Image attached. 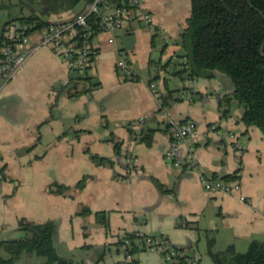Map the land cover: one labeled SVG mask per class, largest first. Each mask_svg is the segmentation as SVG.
Listing matches in <instances>:
<instances>
[{
    "label": "crops",
    "instance_id": "obj_1",
    "mask_svg": "<svg viewBox=\"0 0 264 264\" xmlns=\"http://www.w3.org/2000/svg\"><path fill=\"white\" fill-rule=\"evenodd\" d=\"M86 3L79 0L73 9L46 18H70ZM16 5L18 12L8 20L33 8L27 1ZM140 11L151 14L152 27L140 20ZM190 13L191 0H142L122 29L93 36L97 53L84 74L91 81L70 71L47 45L0 91V209L15 211L16 219L23 211L36 222L56 220V246L65 257L82 264H165L146 254L147 249L127 260L121 244L126 232L165 236L185 251L194 248L198 264H214L207 258L208 235L200 229L214 237L216 251L230 244L245 251L253 239L264 240V135L241 121L243 109L236 100L230 113L222 115L221 100L233 92L227 75L189 80L179 72L186 54L181 35ZM38 37V32L31 34L32 40ZM121 55L130 60L134 78L120 77L116 62ZM70 78L76 80L70 84ZM150 82L163 92L170 88L190 94L178 99L174 94L169 103L170 117L193 123L198 132L182 143L181 156L194 145L204 171L218 177L236 173L232 180L241 183L240 192L207 191L197 172L165 158L171 136ZM141 116L152 132L151 145L134 136L133 122ZM233 131L245 146L241 153L230 138ZM114 141L121 142V158L113 166L97 165L86 152L89 148L116 159ZM128 162L134 167L126 175L122 164ZM40 168L44 171L38 175ZM86 174L91 175L86 186L72 190V196L47 191L55 180L73 186ZM152 177L169 191H162ZM28 178L33 182L15 188V181ZM240 193L248 200L241 201ZM82 206L91 213L77 214Z\"/></svg>",
    "mask_w": 264,
    "mask_h": 264
},
{
    "label": "trees",
    "instance_id": "obj_2",
    "mask_svg": "<svg viewBox=\"0 0 264 264\" xmlns=\"http://www.w3.org/2000/svg\"><path fill=\"white\" fill-rule=\"evenodd\" d=\"M26 1L36 11L31 8L28 14L21 12V15L3 22L0 26V46L5 32L15 25L16 21H19L20 25H32L28 28V32L42 29L50 24L46 16L73 9L79 0ZM44 6H48L49 10L44 11ZM5 7L9 5H0V9ZM181 42L189 64V77L212 78L217 73H223L232 81L233 92L225 94L220 103L222 115L226 116L230 113L231 102L236 100L243 109L241 121L248 127H258L264 135V0H191V13L186 19ZM94 57L95 55L92 56L91 61ZM167 65L168 63L162 65V68L167 69ZM182 71L185 73L186 69H181L179 72L182 73ZM80 78L91 81L92 77L84 75ZM154 79L156 78H152L151 81ZM73 80L76 79L70 78V84ZM175 93L176 90L166 88L163 92L164 104L169 105ZM180 123L186 124L184 121ZM65 133L66 131L63 134ZM137 134L134 130L137 140L145 141L148 145L152 144V132L145 128V122L141 136L138 137ZM114 145L116 159L90 152L89 149L86 151L90 153V157L97 165L113 166L121 158V142L114 141ZM122 165L128 171L126 175L134 167L131 162ZM235 174H228L221 178L231 180L236 178ZM90 177V174L84 175L73 186L54 182L48 185L47 191L72 196L70 192L82 190ZM152 180L162 191H169L159 179L152 177ZM88 213H91V209L87 206H82L77 212L81 215ZM103 223L109 226L107 220ZM18 225L22 232L20 237L0 240V264H14L23 252L45 257V261L40 264H82L58 252L56 237L59 224L56 220L36 222L22 217L19 218ZM202 231L208 235V253L215 264H264V240L253 239L245 251H237L233 244L216 251L214 237L209 236L208 230L200 229V232ZM126 234L130 235V240L124 250L125 255H133L149 248L147 239L156 237L135 232H126ZM125 242L123 237L122 246ZM3 251L8 254L7 257L2 254ZM189 258L187 254L178 256L181 262H186Z\"/></svg>",
    "mask_w": 264,
    "mask_h": 264
},
{
    "label": "built area",
    "instance_id": "obj_3",
    "mask_svg": "<svg viewBox=\"0 0 264 264\" xmlns=\"http://www.w3.org/2000/svg\"><path fill=\"white\" fill-rule=\"evenodd\" d=\"M142 0H89L85 9L72 20L57 24L50 23L48 26L28 32L32 25L15 24L5 32L4 39L0 46V91L12 80H14L26 67L32 54L42 46L51 45L54 50L62 56L70 71L84 75L91 64L92 56L96 49L93 47L92 38L99 31L117 32L125 26V23L134 11L140 9ZM140 20L152 27L153 20L151 14L140 11ZM98 30V31H97ZM38 32L37 40L31 39V34ZM113 40V39H112ZM116 68L124 79L134 78L135 71L130 60L125 55H121ZM181 69H186V77H189V64L186 56L181 63ZM150 90L158 103L159 114L166 116V127L171 136L170 145L165 153V158L177 167L188 168L198 173V177L203 187L211 192H240L242 186L238 180H226L218 176H213L204 171L197 162L194 155V145L190 146L184 157L181 156L182 143L198 135L193 123L182 124L170 117L169 105L164 104L163 91L155 82H150ZM190 94L186 92L177 93L174 98H187ZM145 116L134 120L133 126L137 131V136H141V130ZM230 138L234 141L236 150L241 153L245 146L239 139L237 132L233 131ZM240 200L247 201L248 197L240 193ZM139 234V233H137ZM126 240L123 250L129 244L130 235L124 234ZM150 249L160 250L164 256L165 264H198V256L194 248L185 251L178 248L165 236H156L147 239ZM187 254L188 261L181 262L178 256ZM130 254L126 259L130 261Z\"/></svg>",
    "mask_w": 264,
    "mask_h": 264
},
{
    "label": "rangeland",
    "instance_id": "obj_4",
    "mask_svg": "<svg viewBox=\"0 0 264 264\" xmlns=\"http://www.w3.org/2000/svg\"><path fill=\"white\" fill-rule=\"evenodd\" d=\"M23 1H26V0H23ZM17 3H21L20 0H0V5H9V7H5V8L0 9V19H1L0 20V26H1V24L3 22L7 21L10 17L16 15V13L19 10L18 6L16 5ZM41 6H43V5H41ZM46 7H48V6H44L43 9H45ZM26 166L28 167V164ZM43 171H44L43 168L37 169L38 175H39V173L42 174ZM52 172L53 171L51 170L50 173H52ZM53 176H55V174ZM29 182H33V180L28 178L26 181H23L21 179L20 182L15 181V185L14 186H15V188L18 185H21L22 187H25V186L29 185ZM55 182L59 183L60 181L55 180ZM3 201L4 200H2L1 202H3ZM23 213H25V212L21 211L20 217H18V219H16V217H15L16 212L15 211H9L7 213L6 209L4 207L0 209V215H4L3 219L0 220V240L18 238V237H20L22 235V232L19 230V227H18L19 226L18 225L19 218L25 217V218L29 219L26 215H22ZM29 220H31V219H29ZM107 228H109V226ZM201 248L204 249V245L202 247V244H201ZM57 249H58V246H57ZM113 250H115V249L113 248ZM58 252L62 256H67V254H65L63 252V250H61V248H60V250H58ZM146 252H147L146 254H151V255H153V257H157V258H159L160 261L164 260V262H165L164 256H163V254H162V252L160 250H157V249L150 250V248H147ZM139 253L140 252H137V253L133 254L134 258L138 259L139 258ZM2 254L5 257L8 256V254L5 251H3ZM99 254H101V253H99ZM207 258H209V260H211L214 263L212 257H207ZM42 260H45V257L39 256V255H37L35 253L23 252L22 255L15 261L14 264H40Z\"/></svg>",
    "mask_w": 264,
    "mask_h": 264
},
{
    "label": "water",
    "instance_id": "obj_5",
    "mask_svg": "<svg viewBox=\"0 0 264 264\" xmlns=\"http://www.w3.org/2000/svg\"><path fill=\"white\" fill-rule=\"evenodd\" d=\"M88 1H89V0H87L86 5L88 4ZM86 5H85V7H86ZM85 7H84L82 10H80L79 12H77L75 15H73L72 17H70V18L63 19V20H53V21H50V23L57 24V23L66 22V21L72 20V19L75 18L77 15H79V14L85 9ZM33 9L36 10L34 7H33ZM231 83H232V82H231Z\"/></svg>",
    "mask_w": 264,
    "mask_h": 264
}]
</instances>
